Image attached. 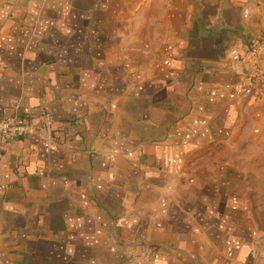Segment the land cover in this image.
Returning a JSON list of instances; mask_svg holds the SVG:
<instances>
[{
    "label": "crops",
    "instance_id": "0c3cea01",
    "mask_svg": "<svg viewBox=\"0 0 264 264\" xmlns=\"http://www.w3.org/2000/svg\"><path fill=\"white\" fill-rule=\"evenodd\" d=\"M253 42L264 0H0V264H264Z\"/></svg>",
    "mask_w": 264,
    "mask_h": 264
},
{
    "label": "rangeland",
    "instance_id": "374dc122",
    "mask_svg": "<svg viewBox=\"0 0 264 264\" xmlns=\"http://www.w3.org/2000/svg\"><path fill=\"white\" fill-rule=\"evenodd\" d=\"M252 46L257 49L256 51V57L258 60V53L260 51L259 44L257 42H253L249 45L247 51H246V57L242 61V63L245 65L244 68V79L245 86L248 88H256L258 95L260 91V85L261 84H255L253 80L247 76L248 74V66L249 61L247 55H249V50L252 51ZM258 66L260 69L264 68L260 65V62L258 61ZM242 123L244 126L243 133L241 134V138H243V141H245L244 145H241L239 147V150L241 153H234V160L229 162V168L232 170L237 171H243V177H244V199L247 202H250L252 204V214L253 218L256 219L259 222L260 228L264 232V141L258 146L255 145H248L247 144V124L250 121L249 116L246 113H243L241 116ZM264 140V139H263ZM203 163L201 162V166Z\"/></svg>",
    "mask_w": 264,
    "mask_h": 264
},
{
    "label": "built area",
    "instance_id": "2783aa9c",
    "mask_svg": "<svg viewBox=\"0 0 264 264\" xmlns=\"http://www.w3.org/2000/svg\"><path fill=\"white\" fill-rule=\"evenodd\" d=\"M252 51L249 50L248 61V74L249 78L254 81L255 84H261L264 82L263 69L258 66V60L256 57V51L254 46L251 47ZM33 126L23 118L16 116L0 118V141L7 143L13 139H18L29 132H31ZM6 188L5 185L0 184V191Z\"/></svg>",
    "mask_w": 264,
    "mask_h": 264
}]
</instances>
